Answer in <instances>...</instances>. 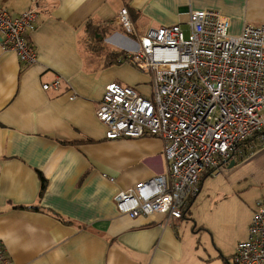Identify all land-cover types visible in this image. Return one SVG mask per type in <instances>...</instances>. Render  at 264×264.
I'll return each instance as SVG.
<instances>
[{"label":"crops","instance_id":"crops-1","mask_svg":"<svg viewBox=\"0 0 264 264\" xmlns=\"http://www.w3.org/2000/svg\"><path fill=\"white\" fill-rule=\"evenodd\" d=\"M0 3L14 16L38 10L29 33L36 62L25 64L0 47V244L9 264H207L193 235L181 230L186 212L131 218L117 209L115 193L167 174L168 163L158 137L108 139L95 112L110 82L151 93L150 76L135 64L121 56L110 63L109 53L136 47L117 21L122 7L137 35L176 23L187 28L188 13L205 9L228 17V31L237 35L245 24L264 23V0ZM56 80L55 88H43ZM39 174L46 180L41 194Z\"/></svg>","mask_w":264,"mask_h":264},{"label":"built area","instance_id":"built-area-1","mask_svg":"<svg viewBox=\"0 0 264 264\" xmlns=\"http://www.w3.org/2000/svg\"><path fill=\"white\" fill-rule=\"evenodd\" d=\"M36 5L16 16L0 6V47L25 64L37 60L26 39ZM117 21L137 35L126 7ZM187 37L179 23L150 27L119 61L135 64L151 79V93L110 82L96 109L105 137H158L168 163L158 174L115 193L117 209L131 218L151 214L180 218L199 192L206 170H218L264 145V23L245 24L231 35L228 17L213 9L188 13ZM57 80L43 88H55ZM110 180H113L110 177ZM0 264H9L0 244ZM231 264H264V205L256 201L247 237L236 244Z\"/></svg>","mask_w":264,"mask_h":264},{"label":"rangeland","instance_id":"rangeland-1","mask_svg":"<svg viewBox=\"0 0 264 264\" xmlns=\"http://www.w3.org/2000/svg\"><path fill=\"white\" fill-rule=\"evenodd\" d=\"M181 28L187 37V28ZM127 74L134 72L127 70ZM141 80L148 78L144 75ZM253 149L233 165L207 174L189 211L180 218L181 230L193 235L194 250L204 263L220 264L223 258H231L237 242L245 237L256 201L264 199V145L257 143Z\"/></svg>","mask_w":264,"mask_h":264},{"label":"trees","instance_id":"trees-1","mask_svg":"<svg viewBox=\"0 0 264 264\" xmlns=\"http://www.w3.org/2000/svg\"><path fill=\"white\" fill-rule=\"evenodd\" d=\"M0 6H2L3 8H5L6 10H8L6 7H4L1 3H0ZM8 12H9V10H8ZM10 13V12H9ZM11 14V13H10ZM16 16V15H15ZM37 19H38V16H37V18L35 19V23H34V27H35V24H36V22H37ZM34 29V28H33ZM33 29H31V30H28L27 32H26V39H27V42L29 43V45H30V47H31V49L35 52V50H34V48H33V45H32V43H31V41H30V39H29V33L33 30ZM87 30L90 32V34L91 35H95V33L96 32H98V29H97V27H95L94 25H91V23L90 24H88V26H87ZM121 54H122V52L121 51H118V52H112V53H109V56L108 57H111V61H110V63H113V62H118V60H117V58L119 57V56H121ZM120 62H122V60H120ZM119 63V62H118ZM254 152V151H253ZM164 155V154H163ZM221 167V166H220ZM219 167V168H220ZM218 168V169H219ZM216 170H206V172L203 174V176L201 177V181L199 182V187L201 186V183H202V180H203V178L207 175V174H212L213 172H215ZM39 176H40V180H41V186H40V194L43 192V190L45 189V186H46V180H45V178L41 175V174H39ZM199 190H200V188H199ZM199 193V192H198ZM194 198V197H193ZM192 198V199H193ZM192 199H190V201L188 202V204L187 205H190L191 204V202H192ZM187 210H188V207H187V209H185L184 211H183V214H185V212H187ZM255 210V209H254ZM254 212V211H253ZM251 220V219H250ZM250 223V222H249ZM248 226H249V224H248ZM201 229V228H200ZM247 232H248V227H247Z\"/></svg>","mask_w":264,"mask_h":264},{"label":"water","instance_id":"water-1","mask_svg":"<svg viewBox=\"0 0 264 264\" xmlns=\"http://www.w3.org/2000/svg\"><path fill=\"white\" fill-rule=\"evenodd\" d=\"M233 164H234V161L231 160V161L229 162V166H231V165H233Z\"/></svg>","mask_w":264,"mask_h":264}]
</instances>
